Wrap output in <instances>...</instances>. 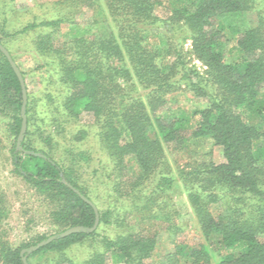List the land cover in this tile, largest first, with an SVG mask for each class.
<instances>
[{
    "label": "trees",
    "instance_id": "obj_1",
    "mask_svg": "<svg viewBox=\"0 0 264 264\" xmlns=\"http://www.w3.org/2000/svg\"><path fill=\"white\" fill-rule=\"evenodd\" d=\"M14 1L0 0V44L21 72L27 103L20 150L21 88L0 52V118L12 139V173L46 205L53 235L92 228L93 208L81 196L99 215L94 232L25 253L27 264H147L161 234L173 246L161 264H264V7L254 25L238 29L231 19L252 12L255 0H55L42 16L15 28ZM83 10L95 15L94 25H107L92 36L73 30L62 40L61 27L73 26ZM178 26L189 33L188 53L174 42ZM227 29L234 45L226 51ZM21 38L30 40L35 69L48 74L37 97L9 48ZM191 58L205 68V77L189 68ZM182 87L206 106L163 116L168 97ZM84 115L93 119L98 144L112 163L103 208L74 173L87 157L69 146L64 159L55 158L53 136L45 130L64 138L61 127ZM87 135L79 129L72 140ZM205 140L221 150L222 161L194 162L178 174L201 236L188 244L179 239L185 227L171 197L177 184L166 152L180 154L191 141ZM6 216L0 194V224ZM101 228L114 235L100 236ZM47 238L37 235L14 248L0 235V264H23L21 251ZM86 241L98 244L88 258L74 262L67 256Z\"/></svg>",
    "mask_w": 264,
    "mask_h": 264
},
{
    "label": "rangeland",
    "instance_id": "obj_2",
    "mask_svg": "<svg viewBox=\"0 0 264 264\" xmlns=\"http://www.w3.org/2000/svg\"><path fill=\"white\" fill-rule=\"evenodd\" d=\"M54 1L55 0H15L12 10L14 27L20 28L31 20L33 15L42 16L45 13V6ZM263 7L264 0H255V9L252 12L244 16L234 17L231 19V22H229L238 29L252 26L256 22V11ZM156 14L160 18H163L165 13L163 10H158ZM74 19L75 24L73 26L63 25L61 27L62 40L69 39L74 31L79 33L84 32L91 36L96 33L99 34L107 25L106 23L94 25L95 15L88 10H83L80 14H77ZM172 36L174 42L179 44L184 52L188 53L190 51L189 33L185 28L182 26L176 27L172 32ZM224 39L227 51L234 45V40L232 39L229 29L225 31ZM150 43L149 45L151 46L156 45L154 40H151ZM28 44H30L29 39L21 38L9 42V48L17 58L21 70L26 74L29 90L34 92L37 97V93L43 90V78L46 80L48 74L44 73L45 69L40 71L35 69V58ZM188 65L189 68L196 71L201 77H205V68L198 61L191 58ZM53 84L55 86L53 89L59 87L55 77H53ZM39 96L40 94L38 98ZM205 106V99L195 97L191 92L182 87L178 92L168 97L166 106L161 114L167 118L177 116L182 112L188 115ZM191 126L193 127L194 123H191ZM61 128L65 131L63 133L64 138L57 136L52 132V129L45 126L47 133L52 134L54 139V157L57 159H64V148L69 146L73 147L76 152H81L87 157L86 161L82 159L78 160V167L74 168V173L80 185L86 191L90 192L93 202L100 208H103V204L106 201L105 196L107 190L112 185V163L98 144L93 119L90 116L84 115L77 124L63 125ZM79 129L85 130L88 135L83 141L74 142L72 136ZM55 142L57 143L55 144ZM11 146L12 139L8 137L7 127L0 118V194L4 196L7 210V216L0 224V235L4 236L9 244L15 248L22 243H27L32 237L37 235L49 237L56 233V229L50 225L46 205L41 203L33 191L30 190L19 177L12 173L13 167L9 152ZM166 161L169 166V174L176 180L177 184L176 188L171 193V197L180 214V221L185 227V231L180 235L179 239L188 244H197L201 242V236L197 222L187 203L186 193L179 181L178 174L182 168L194 162H221V150L214 147L208 140L191 141L189 148L180 154L166 152ZM99 235L112 237L114 235V230L112 228H101L99 230ZM96 249H98L97 243L86 241L81 245L72 247L66 254L74 262H82ZM172 251L173 246L170 244L167 236L161 234L156 250L152 258L147 261V264H161L164 257L172 253ZM40 264H42V262H40ZM109 264L113 263L109 261Z\"/></svg>",
    "mask_w": 264,
    "mask_h": 264
},
{
    "label": "water",
    "instance_id": "obj_3",
    "mask_svg": "<svg viewBox=\"0 0 264 264\" xmlns=\"http://www.w3.org/2000/svg\"><path fill=\"white\" fill-rule=\"evenodd\" d=\"M0 52L4 55V57L7 59L10 67L12 68L14 74L16 75L18 82L20 84V88H21V94H22V106H21V127H20V131H19V135L17 138V142H16V146L18 149L21 150L20 144L24 138L25 132H26V116H25V107H26V103H27V94H26V87H25V82L24 79L21 75V72L19 70V68L16 66V64L14 63V61L12 60L9 52L0 44ZM68 187H70L67 183H65ZM76 194L80 195L78 191H76L75 189H73L72 187H70ZM82 200L84 202H86L87 204H89L94 211L95 214V220H94V224L92 226V228L90 229H84L82 227H72L69 228L67 230H65L64 232L60 233V234H56L53 236L48 237L46 240L39 242L38 244H36L35 246H32L30 248H28L27 250H22L20 255L22 257V262L23 264H27V259L26 256H24V254L26 253L27 255L36 252L39 248L51 243L52 241L56 240V239H60V238H65L67 236H70L72 234H77V233H86V232H94L96 230V228L98 227L99 224V215H98V211L96 209V207L86 198H84L83 196H81Z\"/></svg>",
    "mask_w": 264,
    "mask_h": 264
}]
</instances>
